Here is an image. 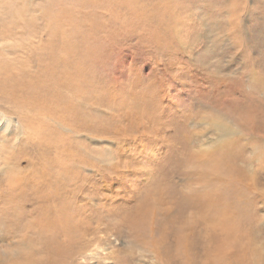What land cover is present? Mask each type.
I'll return each mask as SVG.
<instances>
[{
    "label": "rangeland",
    "instance_id": "rangeland-1",
    "mask_svg": "<svg viewBox=\"0 0 264 264\" xmlns=\"http://www.w3.org/2000/svg\"><path fill=\"white\" fill-rule=\"evenodd\" d=\"M63 11L90 128H55L87 184L47 206L0 162V264H264V0H0L17 78Z\"/></svg>",
    "mask_w": 264,
    "mask_h": 264
},
{
    "label": "bare ground",
    "instance_id": "bare-ground-1",
    "mask_svg": "<svg viewBox=\"0 0 264 264\" xmlns=\"http://www.w3.org/2000/svg\"><path fill=\"white\" fill-rule=\"evenodd\" d=\"M71 19L68 11L57 15L51 32L44 35L47 41L43 47L27 56V69H21V78L15 76L5 60H0V105L6 106L0 109V131L4 133L0 135V162L10 161L16 169L8 187L24 196L31 190L45 193L36 197L55 207H64L65 201L80 194L87 184V179L81 184L74 180L77 166L86 164L82 149L86 153L87 144L71 146L55 128L60 124L84 135L90 128V117L85 110L79 111V105L88 92L92 52L65 31ZM11 35L7 27L0 28L3 38ZM12 142L17 144L10 147ZM72 147L79 154L68 149ZM24 163L29 172L22 168ZM79 188L80 193H76ZM20 199L22 195L18 194L12 201ZM50 212V208L42 210L43 215ZM60 215L71 216L64 211Z\"/></svg>",
    "mask_w": 264,
    "mask_h": 264
}]
</instances>
